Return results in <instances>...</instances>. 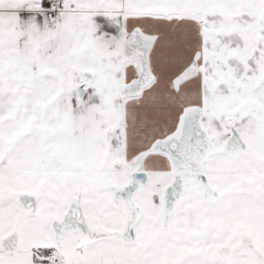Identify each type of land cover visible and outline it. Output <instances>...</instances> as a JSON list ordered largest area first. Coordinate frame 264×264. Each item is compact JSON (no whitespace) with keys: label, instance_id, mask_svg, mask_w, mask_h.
I'll return each mask as SVG.
<instances>
[{"label":"snow or ice","instance_id":"6c2138e0","mask_svg":"<svg viewBox=\"0 0 264 264\" xmlns=\"http://www.w3.org/2000/svg\"><path fill=\"white\" fill-rule=\"evenodd\" d=\"M0 264H264V0H0Z\"/></svg>","mask_w":264,"mask_h":264}]
</instances>
